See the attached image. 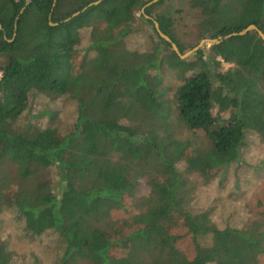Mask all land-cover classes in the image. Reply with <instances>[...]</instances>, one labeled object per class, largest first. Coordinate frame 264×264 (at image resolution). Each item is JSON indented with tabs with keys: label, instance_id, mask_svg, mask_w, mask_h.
Segmentation results:
<instances>
[{
	"label": "trees",
	"instance_id": "1",
	"mask_svg": "<svg viewBox=\"0 0 264 264\" xmlns=\"http://www.w3.org/2000/svg\"><path fill=\"white\" fill-rule=\"evenodd\" d=\"M93 1L0 0V211L14 209L27 234L56 232L63 244L56 264L256 263L264 252V211L263 220L245 227H217L208 210L188 209L187 178L178 163L208 178L239 158L247 132L264 136V42L248 31L211 44L208 57L199 49L196 57L181 59L141 12L150 0L87 6ZM166 1L144 13L184 51L174 12H155ZM189 4L199 11V39L250 24L264 33V0ZM136 13L157 38L143 51L125 42ZM88 28L85 61L75 71L72 59L81 30ZM223 62L232 66L223 70ZM164 64L183 79L173 102L165 99L168 88L159 73ZM33 91L70 97L74 121L16 129ZM215 105L229 110V117L213 116ZM172 114L201 132V140L175 137ZM6 163L16 167L12 176L2 171ZM50 167L55 183L43 175ZM139 179L149 193L137 199ZM126 205L139 210L130 218L115 217ZM175 219L186 228L190 256L179 246L184 236L172 231ZM12 255L7 241H0V264H10Z\"/></svg>",
	"mask_w": 264,
	"mask_h": 264
},
{
	"label": "rangeland",
	"instance_id": "2",
	"mask_svg": "<svg viewBox=\"0 0 264 264\" xmlns=\"http://www.w3.org/2000/svg\"><path fill=\"white\" fill-rule=\"evenodd\" d=\"M167 7H170L175 14V36L183 44L185 49L181 52L184 53L201 40L198 38L197 27L199 11L191 8L189 0H167L165 4L157 6L155 12ZM136 16L137 19L132 25L133 32L125 42L129 49L147 50L152 47L157 38L150 37L152 34L150 27L138 18V13ZM89 31V28L81 30V43L76 46L78 53L72 59L75 71L85 61L83 56L89 44ZM191 44L193 46L190 47ZM209 46L210 44H207L202 48L205 50L204 56L208 57ZM93 54L92 51L88 53V55ZM193 57H196V53L189 59ZM231 66L232 64L222 63L223 70ZM159 73L162 85L168 88L165 99L173 102L175 89L183 79L177 70L171 69L167 64L163 65ZM212 114L226 119L229 117V110L221 112L215 105ZM75 117L76 103L70 97L65 95L56 97L52 94L33 91L29 94L26 109L14 122V127L18 130L27 127L58 128V125L63 122H73ZM170 119L175 137L189 141H200V137H203L201 132H194L179 122L176 114H172ZM178 166L187 178V188L190 193L187 207L192 213L208 210L211 221L220 228L245 227L249 222L263 220L260 213L264 211V136L255 131L247 132L239 158L224 168L215 169L208 178L198 172H186L183 162L178 163ZM15 170V165L11 163L2 165V171L8 172L10 176L15 174ZM43 175L53 183L57 180L55 167L43 171ZM134 193L137 199L149 193V186L143 179L137 181ZM128 210L131 212L127 213ZM138 210V207L126 205L115 212L114 216L120 219L130 218ZM172 223L175 225L172 231L184 236V241L180 242L179 246L190 256L193 247L185 235L186 228L180 219H175ZM23 226V219L14 209L0 211V241H7L8 247L12 250L10 264H56L63 245L56 232L48 230L41 235L33 236L27 234ZM206 241L208 243V239ZM77 264L87 263L82 260ZM254 264H264V252L258 255L257 262Z\"/></svg>",
	"mask_w": 264,
	"mask_h": 264
},
{
	"label": "water",
	"instance_id": "3",
	"mask_svg": "<svg viewBox=\"0 0 264 264\" xmlns=\"http://www.w3.org/2000/svg\"><path fill=\"white\" fill-rule=\"evenodd\" d=\"M101 0H96V1H93L91 3H89L87 6H90V5H93V4H98ZM159 0H150L148 1L142 8H141V12L143 13L144 17L145 18H150L154 24V27L158 33V35L164 39L165 41H167L168 43H170V46L171 48L175 51V53L181 58V59H188L190 58L192 55H194L195 53H197V51L199 49H202L204 46H206L207 44H216V43H220L222 40L224 39H227L231 36H235V35H244L245 33H247L248 31H256L258 36L262 39V41L264 42V33L263 31L258 28L255 24H250L248 25L247 27H245L244 29H242L241 31L239 32H232L230 34H227L223 37H217V38H202L194 47H192L190 50L182 53L179 49H178V46L176 45L175 42L172 41V39L167 35L165 34L159 27V23L153 19L152 17L148 16L147 14L144 13V9L157 2ZM85 8H83L82 10H84ZM80 11H76L74 13H72V15L70 17H67L65 20H69L71 17L73 16H76L77 14H79ZM51 25H55L57 23H53V22H50ZM0 28H1V25H0Z\"/></svg>",
	"mask_w": 264,
	"mask_h": 264
}]
</instances>
